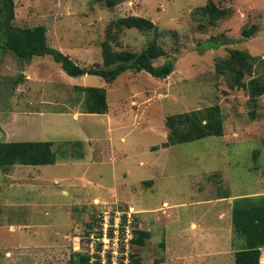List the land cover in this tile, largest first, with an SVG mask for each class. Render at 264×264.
Wrapping results in <instances>:
<instances>
[{
    "label": "rangeland",
    "instance_id": "rangeland-1",
    "mask_svg": "<svg viewBox=\"0 0 264 264\" xmlns=\"http://www.w3.org/2000/svg\"><path fill=\"white\" fill-rule=\"evenodd\" d=\"M115 1L13 0V26L44 25L47 44L80 66L101 65L103 40L134 53L155 40L164 54L153 65L174 59V69L162 79L126 70L107 82L70 76L50 54L0 50V141L50 140L56 156L0 167V264H80L78 237L96 212L128 206L144 209L134 226L149 232L129 248L137 264H233L245 241L231 226L232 201L264 194V94L252 98L249 75L236 86L235 73L215 64L233 48L264 56V0H212L226 10L213 25L200 9L209 0ZM127 15L154 28L116 32L111 22ZM252 24L258 30L244 38ZM256 69L264 76V62ZM75 86L103 87L107 113L83 112L86 92ZM214 104L221 136L162 148L167 116Z\"/></svg>",
    "mask_w": 264,
    "mask_h": 264
},
{
    "label": "trees",
    "instance_id": "trees-1",
    "mask_svg": "<svg viewBox=\"0 0 264 264\" xmlns=\"http://www.w3.org/2000/svg\"><path fill=\"white\" fill-rule=\"evenodd\" d=\"M107 6H113L115 0H107ZM201 12L208 17L210 24L226 15V10L216 6L209 0ZM14 18L13 0H0V50L10 51L21 59L28 60L35 55L50 54L60 64L62 70L70 76L84 74L101 76L105 81L112 82L117 76L126 70L145 71L156 78L167 77L174 69V59H169L160 66H154L153 61L164 54V50L154 40L138 53L113 49L108 40L100 44L101 65L97 67H84L75 63L68 55L49 46L46 42V29L44 25L17 27L11 24ZM116 32L122 29L135 28L148 30L154 28V23L145 17L127 15L119 17L112 22ZM258 30L257 25L252 24L242 29L244 38H249ZM113 44L117 42L115 34L111 36ZM212 39V38H211ZM214 40V39H213ZM228 39L219 41V45L227 43ZM218 45V46H219ZM264 62V56L259 58L246 50L233 48L228 56L218 60L215 64L217 71L225 69L235 73L234 84L240 86V79L249 75L245 86L252 98L264 94V76L256 71V67ZM78 90H85L86 96L83 103V112L104 114L108 111L106 92L103 87L75 86ZM165 125L168 128L166 141L161 145H169L190 142L207 136H221L223 133V115L218 104L210 105L202 109L191 110L166 117ZM50 140H23L0 141V167L7 168L14 164L44 165L55 162V151L51 148ZM94 222V221H93ZM91 225L86 228H89ZM231 226L235 232L244 238V246L234 251L233 264H259L261 248L264 247V194L244 195L235 197L231 206ZM149 232L138 228L134 229L132 247L144 245ZM79 253V263L88 264V255ZM130 263H139L130 254Z\"/></svg>",
    "mask_w": 264,
    "mask_h": 264
},
{
    "label": "built area",
    "instance_id": "built-area-1",
    "mask_svg": "<svg viewBox=\"0 0 264 264\" xmlns=\"http://www.w3.org/2000/svg\"><path fill=\"white\" fill-rule=\"evenodd\" d=\"M135 215L130 206L100 208L96 212L94 222L77 241V249L84 247L82 252L88 255V264L101 260L108 264L130 263Z\"/></svg>",
    "mask_w": 264,
    "mask_h": 264
},
{
    "label": "crops",
    "instance_id": "crops-1",
    "mask_svg": "<svg viewBox=\"0 0 264 264\" xmlns=\"http://www.w3.org/2000/svg\"><path fill=\"white\" fill-rule=\"evenodd\" d=\"M259 32V31H258ZM76 89V88H75ZM78 90V89H77ZM166 141V139L163 141V142H165ZM74 142H80V141H78V140H75ZM85 142V141H84ZM162 142V143H163ZM85 145V144H84ZM168 147V146H167ZM163 148V147H162ZM164 148H166V147H164ZM109 149H110V147H109ZM112 155V153L111 154H109V156H111ZM66 191H64V193H65ZM244 195H246V194H241L240 196H244ZM223 198H225V197H223ZM226 198H229V197H226ZM96 201V200H95ZM97 202V201H96ZM161 205H163L164 207L166 206V207H168L169 206V203H168V200H166V199H164V200H162L161 201ZM133 208V210L134 211H136V213H137V215L139 214V213H141L140 211H144V209H139V210H135V206H133L132 207ZM139 208H142V207H139ZM163 211H164V209H163ZM139 212V213H138ZM153 219H155V217H157V216H154L153 215ZM164 219L165 218H163L162 219V223H164ZM167 219V218H166ZM190 223H191V227L192 228H194L195 226H196V224H195V222L194 221H190ZM183 229H180V231H181V235H182V237H186V233H185V231L183 230ZM186 230V229H185ZM194 229H191V230H189L190 231V234H192L193 235V239L194 238H196L197 236H198V233L196 234L194 231H193ZM179 231V230H178ZM165 242V241H164ZM168 246H167V243L165 242V252L164 253H166V252H168ZM179 257H182V256H179ZM233 257H234V252H233ZM183 258V257H182ZM259 264H264V247L263 248H261V253H260V260H259Z\"/></svg>",
    "mask_w": 264,
    "mask_h": 264
}]
</instances>
